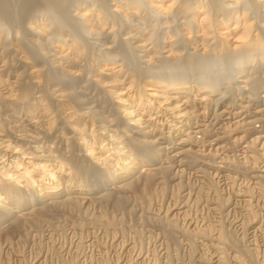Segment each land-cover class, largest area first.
<instances>
[{"label":"bare ground","instance_id":"bare-ground-1","mask_svg":"<svg viewBox=\"0 0 264 264\" xmlns=\"http://www.w3.org/2000/svg\"><path fill=\"white\" fill-rule=\"evenodd\" d=\"M71 2L74 6H79L87 4L89 0H71ZM127 2L135 5L138 0H127ZM183 3L187 6L186 11L179 12L170 19L148 21L150 27L155 26L157 29V46L162 52L171 46L170 38L175 37L174 43L176 49L183 54L179 62L169 65L168 78L166 80L155 79L145 81L143 82V86L147 88L149 94L145 95L141 91L136 95V101L145 104L149 112L157 114L156 118L151 120L143 129H132L125 122H118L121 130L127 129L133 133L134 137H159L160 150L149 154L141 161L145 166H149V168L143 169L141 175L136 178L134 183L121 186L118 189L115 203L112 201L111 194H105V197L99 200H92L91 196H73V192L76 189L69 188H65L64 192L60 193V196L66 193L68 197L64 200H58L49 196L41 197L38 193H24L23 190L0 187V199L5 202H17L19 205V207H14V212L17 215L16 220L9 227L0 228V237H2L0 239V252L4 244H13L15 236L21 235L32 228H41V225L45 222V218L47 219L50 216H58L59 219L69 217L73 226L76 225L80 229L84 226L86 228V225L90 226V224H87L90 222L87 221H98L97 223L100 222L99 224L104 225L105 228L113 229V231H110L112 237L117 233L118 235L121 234L120 239L122 240H120L121 244L119 245L124 247L125 242L123 240L127 232L126 225L131 230L135 228L133 226L134 218H136L134 221H139V223H144L149 221L147 219H151L146 218L145 215L143 217L134 216L132 213L133 209L130 211L123 206L124 200H131L135 205L140 206V208L149 209L154 205L153 203L155 201H160L165 196L167 188L170 185L169 183L171 180L174 181V177L177 176L180 180L177 179L179 180L177 184L175 183L170 188H172L171 195L174 197V199L172 198L174 201L172 205L176 207L180 203H177V201L180 199V190L184 187V180L181 179L185 176L183 174L187 170L182 168L181 170L177 169L176 171L175 169V172L173 171L174 165L172 166V163L175 161L173 158L176 155H184L178 161L179 165H184L189 169L190 167H194L193 165L200 166L201 169L202 164H204V166L214 170L218 175L223 173L224 170L234 171L235 165L227 166V162L235 159L238 163L239 155L232 153L233 156L229 157L227 155L228 157L221 158L220 163H216L215 152L217 150L213 151L212 149L213 144L218 142V137L211 141L209 139L212 133V130H209V128L212 127L213 122L209 125H201L202 123L199 124V121L205 119L209 113L213 115L214 120H219L223 113H228L231 119L240 117L234 123L227 121L218 130L228 136V139H225L230 142V149H234L235 146L238 147L242 143H245L244 151L242 150L241 155L245 154L246 145L252 142L254 136L263 135L264 125L258 118L263 116L260 113H263L264 109L252 112L250 104L256 106L254 108L255 110L259 106L264 105L263 98L258 102V98L261 96L256 95L257 91H264V47L258 46L248 53L238 54L228 49L223 38L209 39L205 36L196 16L191 10L201 4H206L210 11H215L219 6L220 0H183ZM36 4L37 0H0V64L4 65V62L7 61V66L0 71V125H3L5 134L8 137H11L13 141L24 145L30 150L40 145H55L56 150L61 156L77 171L79 180L84 183L86 193L106 191L110 184L109 178L102 170L95 168L81 154V149L75 138L76 134L72 132V128L86 124L91 126L89 124V118H91L97 129H100L107 124V118H118V107L112 101L110 91L120 87L119 81L122 76H129L130 74L123 67L119 70L113 68V70L105 73H99L87 68L60 67L52 60V57L44 56L38 48H30L28 43H24L20 51L11 47L10 45L17 40V33H20L26 42L34 39L33 34L29 31V26L36 21ZM245 4L250 12L255 13L254 0H245ZM72 23L78 24L75 21ZM138 30L137 28L136 31ZM25 32L28 34H25ZM260 35L261 40L264 41V29L261 30ZM25 52L32 60L31 64L23 59ZM110 55L112 56L111 63L119 64L121 60L131 63L135 59L136 53L122 48L120 51ZM14 56L18 60H13L12 57ZM33 68L43 69L41 73L45 81L43 86H38L34 82L35 76L32 74ZM17 76L21 77L20 84L18 85L21 99L19 101H12L6 99L8 86L4 84V80L12 83L16 80ZM86 76L89 77L85 80L84 78ZM81 77L84 81L81 79L82 81H79L81 85H77L74 88L77 79ZM99 91L101 92L99 93ZM62 93L68 95L66 102H61L56 99V95ZM247 99L249 100L247 101ZM237 101H243V104L235 105ZM44 104H47L48 108L56 112L58 116V121L49 123V127L53 128V130L57 126L55 132L51 135L46 132H38L35 126L27 119L29 113L37 109H42V105ZM225 105L232 110L227 112V107H224ZM218 106L219 109L224 107L220 113H217L218 111L216 110ZM245 113L246 116L241 118ZM200 118L201 120H199ZM238 121L244 127L238 128ZM252 121H256V124L261 123L263 125L258 127L261 131H257L256 124H252ZM200 126H202V129H199ZM191 129L195 130L191 131ZM239 137H243V139L241 140ZM206 145L209 148L203 149ZM221 145L219 148H222V151L223 149H228V147L223 146V143ZM193 146L197 147V150ZM185 147H188V149H184ZM171 150V153H174L172 157H170L171 155L169 156ZM177 150L181 151L175 152ZM221 150L219 151L221 152ZM221 164H225L226 166L221 167ZM202 171L207 175L206 171ZM207 177L203 176L202 178ZM211 177L209 176V179L207 178L204 186L199 185L200 187H197L199 191L195 196H191L192 192L189 190V193L183 197L184 199L182 201H184V205L182 204V212L178 211L173 214V211H171L173 206L171 205L164 209L165 215L162 218L158 216L160 222L164 224V227L166 226L165 228H168L167 230L177 233L180 232L184 240L191 242V245L195 244V240H198L195 235V230L198 225L196 224L192 228L187 225V218L190 217L189 210L192 206H198L199 208L201 204L208 205L209 202H212L213 204L211 203V206L213 208H210V210L212 209L213 214L217 213L219 215L218 219L229 218L228 216L232 213L229 208L231 207V195L227 192L229 195L226 194L224 196L225 190L220 189V185L213 179L214 176ZM224 177V180H233V177L228 175V173ZM188 186L186 185L185 187ZM231 187L233 188V186ZM223 198H227L229 203L223 211H218L216 201L217 199ZM121 201L123 203H120ZM242 202L245 205V201L242 200ZM96 204L98 209L93 207ZM234 204L237 205L236 202ZM244 205L243 207L245 208ZM91 206L97 209V214H94V211L90 210ZM201 207L203 211L204 206L201 205ZM233 208L235 209V205ZM8 219L9 217L5 213H0V227L5 226ZM48 221L45 224L48 223L49 225ZM157 221L158 219L155 222L157 223ZM149 222L151 223V221ZM240 223H242V220ZM209 224L211 223L208 222L204 226H208ZM254 227L255 225H250L248 230H252ZM165 234L167 233L165 232ZM141 238L142 230L136 229L132 238L134 245L133 247L130 246L131 248H129L127 253L133 252L137 246L140 248L139 251L143 249L142 247L144 246L140 243ZM199 240L207 241L208 244L210 243L209 240ZM207 243L206 246L208 245ZM187 246L190 247V245ZM141 251L143 252V250ZM171 254L169 253L168 258ZM131 255L133 254H130V257ZM90 264L102 263H94L92 261ZM206 264H208V261H206Z\"/></svg>","mask_w":264,"mask_h":264},{"label":"clouds","instance_id":"clouds-1","mask_svg":"<svg viewBox=\"0 0 264 264\" xmlns=\"http://www.w3.org/2000/svg\"><path fill=\"white\" fill-rule=\"evenodd\" d=\"M254 6L255 13L248 10L245 0H220L215 11H210L206 4L191 11L205 36L209 39L223 38L231 52L244 54L258 46L264 47L260 35L264 29V0H254ZM186 10L183 0H138L135 5L127 0H89L79 6H74L71 0H37L36 21L29 26L34 39L26 42L17 33V40L11 47L20 51L22 45L28 43L30 48H38L44 56L54 58L60 67L87 68L99 73L123 67L130 74L122 76L120 87L110 91V97L118 107V118H107V124L100 129L91 118V126L72 128L81 154L105 173L110 184L106 191L86 193L77 171L61 156L55 145H40L30 150L8 137L0 125V187L58 200L68 197L66 193L63 196L60 193L69 188L76 189L73 196H91L92 200L111 194L115 203L118 189L134 183L142 170L149 168L141 162L142 159L161 148L159 137H134L127 129L121 130L118 122L123 121L132 129H143L156 118L157 114L136 101V95L141 91L149 94L143 82L166 80L169 65L179 62L183 55L176 49L175 37L170 38L171 46L162 52L157 46V29L150 27L148 21L170 19ZM122 48L136 53L135 59L131 63L121 60L119 64H112L110 54ZM23 59L32 63L26 52ZM6 66L7 61L0 66V71ZM42 72V68L32 70L38 86L45 84ZM20 81V76L12 83L4 80L8 86L6 99H21L18 91ZM56 99L66 102L68 95L57 94ZM27 119L38 132L51 135L57 128L49 127L50 122L58 121V116L47 104L29 113ZM251 123L256 124V121ZM237 127L244 126L238 121ZM231 165H235L234 171L242 177L239 183L235 179L232 181L233 188L239 190L245 201L242 223L233 221V226L228 227L227 219H217L208 226L199 225L195 235L198 239L210 241L204 256L208 264H213V260L215 264H264V135L254 136L238 163L235 159L227 162V166ZM253 200H256L255 204ZM228 203L227 198L217 199V210L223 211ZM14 207H19L17 202L0 199V213L9 217L7 223L17 216ZM250 225H255L251 232L248 230ZM252 233H258V237Z\"/></svg>","mask_w":264,"mask_h":264},{"label":"rangeland","instance_id":"rangeland-1","mask_svg":"<svg viewBox=\"0 0 264 264\" xmlns=\"http://www.w3.org/2000/svg\"><path fill=\"white\" fill-rule=\"evenodd\" d=\"M25 34H28V33L25 32ZM14 57H12L13 60L14 59L18 60L17 57H15V58ZM52 60H54V58H52ZM1 65L2 64H0V66ZM88 77L89 76H86L84 79L86 80V78H88ZM81 79L84 81V79L82 77L80 79H77L76 84L74 85V88H76L77 85H79V86L81 85L79 83V81L80 82L82 81ZM100 92L101 91H99V93ZM256 95L261 96L258 98L259 99L258 102L260 100H262V98L264 101V91L263 90L257 91ZM251 99H252V101H254L253 98H251ZM248 100L249 99H247V101ZM239 104L242 105L243 101L242 102L237 101V103L235 105H239ZM250 105H251L250 107H251L252 112H254V111L257 112V111H260L261 109L262 110L264 109V105L259 106V108H256V110L254 109L256 106H254L252 104H250ZM224 107H227V106L225 105ZM223 108L219 109V106H218L216 108V110L218 111L217 113H220V111H222ZM231 110L232 109H229L228 107L226 108L227 112H229ZM241 113H242V111H241ZM260 114L261 115L263 114V116L259 117L258 119H260L264 125V121H263L264 119L262 120V117H264V112L260 113ZM245 116H246V113L244 115H242L241 118H244ZM239 119H240V117L231 119V117L228 115V113H223L219 120H214L213 115L210 113L205 117V119H202V120H201V118L199 119V120H201V121H199V124L202 123L201 125H203V124L209 125L213 122L212 127L209 128V130H212L211 137L209 139L211 141V140H214L215 138L218 137L217 138L218 142L213 144V149H212L213 151L217 150V152H215L216 153L215 157L217 159L215 161L216 163H220L221 158L226 157L227 155L229 157L233 156L232 153H234L235 155H239V158L241 156H243V155H241V153L244 151L243 148L245 146V143H242L238 147L235 146L234 149H230L229 148V147H231L230 142H228V140L226 141V139H228L227 138L228 136L226 134L221 133V131L218 130V129H220V127H222V124H224V123L226 124L227 121H230V123H234ZM203 120H205V121H203ZM215 121H217V122L214 123ZM261 125H262L261 123L256 124L257 131H261V129L258 128L259 126L261 127ZM199 129H202V126H200ZM193 130H195V129H191V131H193ZM263 135H264V133H263ZM223 136H225V137H223ZM221 137H223L224 139ZM220 139L224 140V141L221 142ZM222 143H223V146H226L229 149V150L227 148L223 149L224 153L221 150L222 148L221 149L219 148V146L220 147L222 146L221 145ZM206 144H207V142H206ZM188 147H185L184 149H186V148L188 149ZM215 147H216V149H215ZM208 148L209 147H207V145H206V147H204L203 149H208ZM194 149L197 150V147H194ZM219 150H221L222 154ZM226 150H228V151H226ZM235 150H237V151L235 152ZM180 151L181 150H177L175 152H180ZM230 151H232V152H230ZM171 152H172V150L169 153V156L171 155L170 157H172V155H174V153H171ZM183 157H184V155H182V156L176 155L175 156L176 159L173 158L175 161L172 160L173 161L172 166L174 165L173 166L174 172H175V169H176V171H177V169L181 170L182 168L187 170L185 172V174H183V176L184 175L185 176L182 177V179H181V180H184L183 181L184 187L180 190V193H179L180 199H179V201H177V203H179V202L180 203L177 204L176 207H174L172 205L174 203V201H173L174 197L171 195L172 188H170V186L174 185L175 183L177 184V182L180 180L177 176L174 177L175 180L173 178L174 181L171 180V182L169 183L170 185L167 188L165 196H163L160 199V201H155L153 203L154 205H152L149 209H146L143 207L140 208V206L135 205V203L131 200H124V205H127V207H125L123 205L125 207V209L130 210V211L133 209L132 213L136 217H143L145 215L146 218H151V219H147V220L151 221V223H152L151 224L149 221H146L144 223L143 222L139 223V221H134V220H136V218H134V220H133L134 225L133 226L135 228H132L134 232L132 231V229L130 230V227H128V225H126V231L127 232H126L125 238L123 240L125 242L124 247L119 245V244H121L120 240H122V239H120L121 234L118 235V233H117L115 236L112 237V233L110 231H113V229H110L108 227L105 228L104 225L102 226L101 224H99L100 222L97 223L98 221H94V222L87 221V222H90V223H87V224H90V226L85 224L86 228L84 226V227H82L83 229L81 228L82 229L81 230L80 228H78V226H76V225L73 226V223L69 217H67V218L62 217L59 219V217L57 216L58 217V219H57L56 216L55 217L50 216L47 219L45 218V222L49 220L48 221L49 225H48V223L45 224V222H44L41 225V228L39 227L40 229L39 228L38 229L32 228V229L27 230L26 232H24L21 235L15 236L14 240H13L14 241L13 244L12 243L10 245L4 244L2 249H1V252H0V259H1L0 261L2 262V264H90V263H92V261H94V263L100 262L102 264H131V262L133 260L135 261V264H138V263L139 264H202V263L206 264V260L204 259L203 256H205L206 249L209 248L207 246H209L210 243L208 244L207 241L198 239V240H195V244L191 245V242H186L184 240V237L182 236V234L180 232L177 233L174 231L167 230L168 228H165L166 226L164 227V224L160 222L159 217L162 218L165 215L164 209H166L168 206H171V205L173 206L172 210H171V211H173L172 212L173 214L177 213L178 211L182 212V209H183L182 204L184 205V201H182V200L184 199L183 197L189 193L188 191L190 190L192 192L191 196H195V194L199 191L197 189V187L199 188L200 187L199 185L204 186V184L207 181V178L209 179V176L211 177L212 174H215L216 177H215V175H212V177L213 176L215 177V178L213 177V179H215V181L218 183V185H220V189L222 188L223 190H225V192L223 191L224 194L223 193L222 194L224 196H226V194L231 195V202H230L231 207H229V208L231 210H233L234 209L233 207L235 205V209L233 211L230 210V212L233 213V214L231 213L228 216L230 219L226 218L229 221L228 227H232L233 225H231L232 224L231 222H233V220L236 223H240V221L242 220L241 218L243 217L244 212H245V208L243 207L244 203L242 202V200H244V198L241 197L242 195L240 196L238 189H234L231 187L232 186L231 183L233 180H230V179L224 180V178H225L224 176H226L228 173V175L233 177V179H234V177L236 179V175H237V177H238L237 178L238 180L236 179L237 183H239V181H240V179H242V177H239L238 174L232 170L231 171L230 170H228V171L224 170V172L222 171L223 173H221L220 174L221 176H220V175L216 174L214 170L210 169L207 166H204V164H202L203 166H201L202 167L201 169H200V166L197 167L195 165H193L194 167H190V169H189L184 165L183 166L179 165L178 161ZM202 170L206 171L207 175H205V173H203ZM208 171H210V172H208ZM203 176H206V177L208 176V177L202 178ZM226 178H228V177H226ZM177 179H179V180H177ZM186 185H189V186L185 187ZM226 187H227L228 191H227ZM185 189H187V190L185 191ZM239 200H241V202H239ZM156 202H158V203H156ZM235 202L237 203V205L234 204ZM211 203L212 202H209L208 205L200 203L202 206H204L203 211H202L201 205L199 206V208H198V206L197 207L192 206L191 209L189 210L190 211V217H188L189 219L187 218V222H188L187 225L192 228L196 224L199 226V225H205L208 222L209 223H215V221L219 218V215L217 213L213 214L214 212L212 211V209L210 210V208H213L211 206L213 203L212 204ZM253 203L255 204L256 201L253 200ZM93 207L97 208V204L93 205ZM93 207L91 206L90 210L94 211V214H97L96 212H97L98 208L95 209ZM179 207H181V208H179ZM208 208L210 211L208 210ZM157 210H159L160 212L159 211L157 212ZM144 211H146L148 213H146ZM208 212H209V214H208ZM210 212H211V214H210ZM142 213H144V214L142 215ZM157 213H159V214H157ZM173 214H172V216H173ZM233 215L236 217H234ZM231 216H232V218H231ZM233 217H234V219H233ZM16 218L13 219L10 223H6L3 228L9 227V225H11L12 222L14 220H16ZM153 218L156 220L158 219V221L161 224L158 221L156 223L155 222L156 220H154ZM212 220H214V221H212ZM155 223H156V225H155ZM136 229L142 230V238H141L140 243H142V246H144V247H142L143 249H141V250H143V252L141 250H140L141 251L140 252L139 251L140 248H139V246H137L138 248L136 247L135 250H133V252L127 253L129 248H131L130 246L133 247V245H134L133 244L134 240L132 238L135 234ZM163 230L167 234H165V232ZM167 231H169L170 233ZM249 232H251V230H249ZM132 234H133V236H132ZM253 236L258 237V233H253ZM206 243L208 244L207 246H206ZM187 245H190V247ZM205 247H207V248H205ZM168 252L170 254L172 252V254L169 258H168V256H169ZM133 253H135V256L131 255V257H130V254H133ZM126 257H128V258H126ZM137 257H139V258H137ZM155 258H157V259L155 260ZM152 259H154V260H152ZM214 263H215V261L213 260V264Z\"/></svg>","mask_w":264,"mask_h":264}]
</instances>
